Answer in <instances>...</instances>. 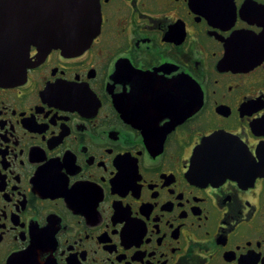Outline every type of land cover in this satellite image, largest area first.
<instances>
[{
    "label": "flooded vegetation",
    "instance_id": "af4514ba",
    "mask_svg": "<svg viewBox=\"0 0 264 264\" xmlns=\"http://www.w3.org/2000/svg\"><path fill=\"white\" fill-rule=\"evenodd\" d=\"M98 2L0 86V264H264V0Z\"/></svg>",
    "mask_w": 264,
    "mask_h": 264
},
{
    "label": "water",
    "instance_id": "95a60500",
    "mask_svg": "<svg viewBox=\"0 0 264 264\" xmlns=\"http://www.w3.org/2000/svg\"><path fill=\"white\" fill-rule=\"evenodd\" d=\"M101 22L98 0H0V86L27 74L33 45L83 51Z\"/></svg>",
    "mask_w": 264,
    "mask_h": 264
}]
</instances>
